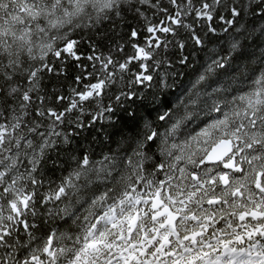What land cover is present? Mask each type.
I'll list each match as a JSON object with an SVG mask.
<instances>
[{
	"label": "snow or ice",
	"instance_id": "obj_1",
	"mask_svg": "<svg viewBox=\"0 0 264 264\" xmlns=\"http://www.w3.org/2000/svg\"><path fill=\"white\" fill-rule=\"evenodd\" d=\"M0 264H264V0H0Z\"/></svg>",
	"mask_w": 264,
	"mask_h": 264
},
{
	"label": "trees",
	"instance_id": "obj_2",
	"mask_svg": "<svg viewBox=\"0 0 264 264\" xmlns=\"http://www.w3.org/2000/svg\"><path fill=\"white\" fill-rule=\"evenodd\" d=\"M119 115V114H118Z\"/></svg>",
	"mask_w": 264,
	"mask_h": 264
}]
</instances>
